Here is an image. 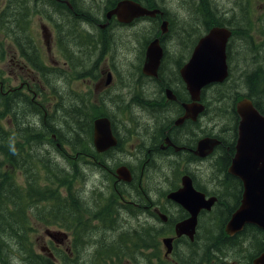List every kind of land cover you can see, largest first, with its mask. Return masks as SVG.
Returning <instances> with one entry per match:
<instances>
[{
  "label": "flooded vegetation",
  "instance_id": "af4514ba",
  "mask_svg": "<svg viewBox=\"0 0 264 264\" xmlns=\"http://www.w3.org/2000/svg\"><path fill=\"white\" fill-rule=\"evenodd\" d=\"M29 1L32 2L31 6H43L39 4L43 0ZM119 1L54 0L49 14L57 19L59 26L55 23L56 32L43 26L45 34L42 32V38L50 61H56L51 58L50 50L54 46L52 42H57L64 62L69 64L71 72H75L74 78L84 77L82 80L93 97H90L86 85L81 86V91L68 86L60 87L59 81L51 75L48 83L42 87L50 92L45 103H55L59 98L75 100L82 105L80 112L84 111L83 128L79 131L82 135L80 141L75 137H67V142L62 146L56 142V154L52 156L49 147L51 140L43 139L42 149L48 155L43 161L48 163L52 158L62 159L74 172L65 174L75 177L79 172L81 178L79 194L72 196L66 192L63 195L69 204H75L74 217L62 225L53 223L58 228L52 232L54 237L43 241L44 255L57 264L78 262L77 241L86 235L80 252L87 253V259L92 261L83 260L81 264L100 263L97 252L101 242L96 248L90 249L91 243L87 245L89 230L100 228V224L107 227L115 225L116 228L117 220L121 224L135 220V224L129 223L127 228L121 225L115 233L118 237L121 232H130L134 238L133 231L137 230L143 236L139 243H134L130 257L124 259L130 264H257L255 259L264 251V230L255 224L245 223L239 230L229 234L226 225L241 204L244 191L242 180L228 171L238 138L240 116L236 106L245 98L253 102L250 76L263 67H256L257 63L252 60L251 55L253 68L245 72L244 76L241 71L243 68L240 70L244 88H240L241 84L238 82L229 83L232 75V30L231 37L226 42L228 75L223 81L205 84L200 90L199 99L194 100L187 89L181 69L190 59L199 38L215 26L207 27L208 23L201 21L202 0H191L193 5L178 9L175 17L159 2L152 5L147 0H135L147 8L157 7L162 13L153 17L139 16L128 22L119 20L116 15L110 18L106 16ZM208 1L211 5L208 7L224 20L220 26L229 27L227 12L230 10L227 7L221 9L214 0ZM66 6L74 15L78 13L73 6L104 7L98 12L97 22H87L84 19L80 22V27L70 26L65 30L59 19L63 13L54 7L65 9ZM162 20L167 21L164 32L161 31ZM80 31L87 35V43H80L77 41L78 36L72 34ZM141 32L144 33L142 37H136ZM32 38L37 41L39 37ZM117 38L122 39V46L116 45L118 63L110 60L112 43H116ZM156 38L162 49L161 56L157 65L151 62L145 68L148 46ZM61 40L66 41V51H62L59 44ZM108 44H111L110 48ZM108 48V54L102 57ZM12 56L11 64L17 72L10 76L7 74L9 71H6V75L16 80L21 74L24 80L14 86L4 76L3 92L15 94L18 89L21 93L32 96V102L37 103L38 99L34 97L39 89L40 78L36 70L26 58L16 52ZM249 60H244L245 65ZM47 67L50 69V66ZM78 75L82 77L78 78ZM67 78L70 80L69 76ZM239 89L242 95L239 94ZM263 89L264 85L261 84L259 93H262L264 99ZM199 104L201 111L187 114L186 106ZM115 106L125 107L124 114L116 115ZM100 117L109 119L115 139L114 145L102 151L96 149L93 141L94 121ZM36 119L35 114L25 115V124L31 125L33 138L37 130L35 127H38ZM51 137L55 140V135L52 134ZM211 139L217 140V144L212 145ZM209 144L211 147L208 148ZM27 147L28 145L24 148ZM186 175L190 178L193 191L202 194L205 203L212 199L209 209L202 207L198 211L192 237L187 234L177 235V224L188 219L191 214L169 196L183 188V177ZM249 230L259 232L260 241L255 245L251 238L245 237ZM151 231L160 232L157 247L150 243ZM77 234L81 236L78 238ZM251 237L253 238V234ZM163 238L171 239V249L168 252ZM217 240L219 242L215 244ZM235 248H239L244 254L231 259L230 254ZM201 250L207 251L203 259L200 257ZM67 252L71 254L70 257L66 255ZM14 262L19 264L18 261Z\"/></svg>",
  "mask_w": 264,
  "mask_h": 264
},
{
  "label": "trees",
  "instance_id": "16d2710c",
  "mask_svg": "<svg viewBox=\"0 0 264 264\" xmlns=\"http://www.w3.org/2000/svg\"><path fill=\"white\" fill-rule=\"evenodd\" d=\"M52 1L54 0L39 1V4L43 6L34 8L33 12L42 13V17L53 20L49 14ZM248 1L237 0L242 11H247ZM146 2L152 5L158 4L156 0H147ZM30 4L32 2L29 0H8L9 17L6 22L2 19L0 25L6 36L13 37L11 41H13L18 55L26 58L35 70L43 73L48 67L43 62L37 41L30 37L32 34L29 29V15L33 7ZM200 6L201 21L208 23L207 27L214 24L220 26L224 23L223 18L215 10L208 7L211 6L208 0H202ZM64 8L65 12H69L70 15L63 16L71 20L70 26L72 28L79 27L81 19L88 16V12L80 7L73 6V9L78 13L77 15H74L68 6ZM228 13L230 15L227 16V26L232 28L234 33L240 35L237 25H240V22L245 19L236 17L235 13L232 15L231 11ZM53 21L57 25L59 24L56 20ZM245 21L248 24L242 26L241 32L243 36L252 41V34L249 33L251 25L249 21ZM72 34L78 36L77 41L80 43L89 41L84 31L72 32ZM59 44L63 51L67 50L65 40H61ZM253 53L259 52L254 49ZM252 74L249 81L253 103L264 114V99L262 93H259L260 85H264V68L257 69ZM3 78L0 69V264H17L14 260L18 261L19 264H57L34 249L30 237L33 224L31 218L33 221L44 222L45 224L62 225L65 221L68 222L74 217L75 204H69L61 195L62 192L59 188L61 186L68 187L67 193L72 196H74V192L71 191V176L63 173V177L59 178L55 170L56 167L50 165L49 161L48 163L43 161L47 156L40 148L44 143V138L51 140L50 145L54 147H56V142L61 146L66 143L67 137H75L80 141L82 135L79 131L80 128H83L81 126L84 111L80 112L82 105L75 100L66 101L59 98L55 103H45L49 97L42 87H39L36 91V97H34L38 99L37 103L32 102V96L25 92L21 93L18 89L15 90V94L4 93ZM40 80L43 83H48L49 77L45 80L40 78ZM26 114H35L38 118V127H35L37 130L34 138L31 135V125L25 124ZM83 125L85 126V123ZM52 134L55 135V140L51 137ZM37 141L39 148L38 144H35ZM26 145L28 147L24 148ZM10 167L23 170L25 177L23 184L16 182L10 173ZM41 170L45 171L46 184L41 182L44 179L43 176H39ZM257 231L249 230L248 233H245L247 239H252L253 245L260 241ZM133 234L134 238L130 232H121L112 242L102 241L97 252L100 263L96 264H106L107 259H112L113 257L108 251L113 249L126 257H130L134 243H139L143 238L137 230L133 231ZM251 234H253V238ZM80 236L79 234L76 235L78 238ZM159 236L160 232L151 231L149 233L150 243L153 247H157V237ZM130 238L132 240H129ZM218 242L217 240L215 244ZM205 252L207 251L201 250V259L205 256Z\"/></svg>",
  "mask_w": 264,
  "mask_h": 264
},
{
  "label": "water",
  "instance_id": "95a60500",
  "mask_svg": "<svg viewBox=\"0 0 264 264\" xmlns=\"http://www.w3.org/2000/svg\"><path fill=\"white\" fill-rule=\"evenodd\" d=\"M261 6L264 9V0ZM157 13H162L157 7L147 8L135 0H120L114 8L107 12L106 16L110 18L116 15L119 20L128 22L139 16L153 17ZM160 25L161 31L164 32L167 21L162 20ZM42 32L45 34V27H42ZM231 34L232 30L229 27L212 26L206 34L199 38L190 59L181 69L187 89L194 100L199 99L200 90L205 84L223 81L228 75L226 42L228 43ZM161 53L162 49L156 38L148 46L145 68L151 62L157 65ZM197 62L200 63L197 64ZM186 110L187 114L191 112L196 114L201 111V104L186 106ZM236 110L240 116L238 138L236 153L229 172L242 180L244 191L241 204L226 225V231L229 234L239 230L245 223H253L264 229V115L246 98L237 104ZM93 141L98 151L115 144L107 117H100L94 121ZM211 142L212 145L217 144L215 139H211ZM209 147L211 144L208 145ZM169 196L181 203L191 214L188 219L177 224V235L187 234L192 237L198 211L202 207L209 209L212 199L205 203L202 194L193 191L187 175L183 177V188L170 193ZM47 234L54 237V233L50 231H47ZM170 242V238H163L167 252L171 249ZM255 263L264 264V252L255 259Z\"/></svg>",
  "mask_w": 264,
  "mask_h": 264
},
{
  "label": "rangeland",
  "instance_id": "374dc122",
  "mask_svg": "<svg viewBox=\"0 0 264 264\" xmlns=\"http://www.w3.org/2000/svg\"><path fill=\"white\" fill-rule=\"evenodd\" d=\"M157 2L160 3V5L166 6L169 9V12L175 17L178 13V9H182L186 6H191L192 1L191 0H156ZM214 2H216L217 6H219L221 9L224 7H227V10H230L232 15H234L233 13H235L236 17L239 18H244L245 20L249 21L251 28H250V34H252V41L248 38H245L241 32L242 26L247 25L248 23L243 20L242 22H240V25H237V28L239 29V33L240 35L234 33V36L231 38V61H232V75L231 78L229 80V83L232 81L234 82H238L239 84H241L240 88H244V83H243V77L245 72H249L252 68H253V64H251V59L250 56L252 55V60L254 62H256V67H263L264 68V10L261 8V4L263 2V0H249L248 1V6H246V10L242 11L240 8V3L237 2V0H214ZM227 3V6H226ZM244 3V2H243ZM242 4V6H244ZM7 4H8V0H0V22L3 19L5 22L7 20V18L9 17V9L7 8ZM41 8V6H33L31 9V14L29 15V19H30V24H29V29L31 32V37H39L37 39V44L40 47V52H41V56L43 59L44 64L47 66H50V69H45L44 72L42 73L41 71L36 70V73L38 74V77L45 80L47 77H49L50 75L52 77H55L58 81H59V86L60 87H65L68 86L70 89H74L77 91H81V86L82 85H86L87 89L88 86L85 83L84 80H82L83 78H81L82 76H77L78 78L81 79H75V72H71L69 69V64L67 62H64V56L62 55V52L59 48V46L52 42V45H54L50 52L53 59H55V63L50 61V57L49 54L46 50V47L44 45L43 42V38H42V27L43 26H47L49 29H53L55 31V22L53 20H48L44 17H42V13H36L33 12L34 8ZM104 6H80L81 9L85 10L88 12V16L84 17L82 20L86 19L87 22H93L95 20V22H97V17H98V12H100V10L103 8ZM55 10L60 11L61 13H63L61 16H59L60 19V24L62 25L63 29L67 30L70 28V23L71 20L64 18L63 15H70L67 12H65V9L63 8H55ZM230 14L228 13L227 16H229ZM54 19V18H53ZM55 20V19H54ZM57 20V19H56ZM80 21V22H81ZM80 22H79V27H80ZM94 23V22H93ZM2 27L0 25V69L2 71V75L6 76L9 79V82L11 84H13L14 86H18L19 82L21 80H24V78L22 77V75H19L18 79H14L13 77H10L11 75L16 74L17 69L13 68V65L11 64V59H12V54H14L16 51V47L13 43V41H11V39L13 38L12 36H6L3 31H2ZM56 32V31H55ZM144 33L141 32L139 34H136V37H142ZM69 36V35H68ZM23 37V36H21ZM116 43H112L113 45V49L110 52V60H114L115 62H119L118 61V53L116 52V45H118L119 47L122 46V39L121 38H117L115 39ZM40 41V42H39ZM63 41V40H62ZM111 44H108V47ZM110 48V47H109ZM109 48L107 50H105L102 54V57L108 54ZM257 49L259 53H253V50ZM245 50L247 51V53L245 52ZM63 51V50H62ZM77 51L79 53H81L82 55H84V53L80 50L77 49ZM101 57V58H102ZM247 59L249 60V62L247 63V65H245L244 60ZM77 61V60H75ZM102 64V62H101ZM76 66L78 65L77 63L75 64ZM51 67H55V69H51ZM74 67V66H71ZM246 67V68H245ZM241 68H243L241 70ZM243 71V75L241 76L240 72ZM6 71H9V73H7L10 76L6 75ZM238 74L239 77H238ZM33 76H35L37 78L36 75H34L33 73L31 74ZM70 77V80H68L67 77ZM53 79V78H50ZM46 83H43L41 80L39 82V87H45ZM239 88V87H238ZM89 90V89H88ZM47 94V96H50V92H47V88L44 90ZM241 94V90L239 89ZM90 92V90L88 91ZM242 95V94H241ZM90 97H92V93L90 92ZM114 112L116 113V115H120V114H124L125 112V107L120 106L114 107ZM30 116V114H29ZM25 121V120H24ZM36 121L38 122V118L36 119ZM50 151H51V155L55 156L56 154V150L54 148V146L50 145ZM40 150L48 157L46 151L44 149H42V147L40 148ZM50 165H53V167H56V172H57V176L59 178L63 177V172H70V173H74L73 171L70 170V168L65 164V162L61 159V160H56L54 158H52V160L49 163ZM62 169V170H61ZM10 173L11 175L15 178L16 182L23 184L25 181V177H24V172L21 169L15 168V167H10ZM39 176H43V180L41 181L42 184H46V179H45V171L41 170L39 173ZM51 176V175H50ZM72 182L75 179V182L72 183V188L71 191L75 192L73 193V195H77L79 194V186H80V175L79 172L78 174L76 173L75 177L70 175ZM54 185H56V183H54ZM59 190L62 192L61 195H64L67 191H68V187L66 186H61L59 188ZM53 202V201H51ZM46 205V204H45ZM32 221V230L30 232V237L32 239L33 242V247L35 250L40 251L44 254L43 252V248L42 246H44L43 241L47 240L48 234L45 233L46 230L50 231V232H55V229L58 228V226L53 225V224H45L44 222H38V221H33V219L31 218ZM118 226L115 227V225H113L112 227H107L105 225L100 224V228H95V229H91L88 232L87 235V245H89L90 243V249L96 248V246L102 242V241H110L112 242L114 240V238L116 239L117 236L115 235L118 227L121 228V225H124L126 228L128 227L129 223L130 224H135V220L132 221L130 220L129 223H124L121 224L120 220H117ZM104 224H106V222H104ZM86 235L82 236V239H80L79 241H77V246H78V258L79 261L78 262H73V261H69L66 264H81L83 262V260H86L87 262H91L92 260L87 259V253H81L80 252V247L81 245L83 246V238ZM129 240H132V238H130ZM202 242H204L202 240ZM64 247V246H63ZM58 253H63L58 251ZM108 253L113 257L112 259H107V263L106 264H130L129 262H125L124 259H127L128 257L124 256L122 253L117 252L116 250H109ZM247 254H249L246 251ZM77 254V253H75ZM244 252L240 251L239 248H235L231 254H230V258L234 259V257H236L237 255H243ZM66 255L68 257L71 256L70 253H66ZM250 255V254H249ZM68 259V258H67ZM97 261V260H96Z\"/></svg>",
  "mask_w": 264,
  "mask_h": 264
},
{
  "label": "bare ground",
  "instance_id": "6f19581e",
  "mask_svg": "<svg viewBox=\"0 0 264 264\" xmlns=\"http://www.w3.org/2000/svg\"><path fill=\"white\" fill-rule=\"evenodd\" d=\"M242 199H243V196H242ZM242 199H241V201H242Z\"/></svg>",
  "mask_w": 264,
  "mask_h": 264
}]
</instances>
